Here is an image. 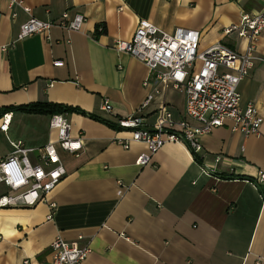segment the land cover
<instances>
[{
  "label": "crops",
  "instance_id": "crops-1",
  "mask_svg": "<svg viewBox=\"0 0 264 264\" xmlns=\"http://www.w3.org/2000/svg\"><path fill=\"white\" fill-rule=\"evenodd\" d=\"M22 1L40 21L69 11L85 22L80 32L53 26L47 35L18 40L29 15L0 0V126L2 116L11 115L7 130H0V160L12 143L37 150L55 140L52 114L19 109L31 104L71 108L63 114L82 148L78 156L58 149L66 175L46 200L0 208V264H50L57 236L70 243L83 237L91 250L84 264H264V180L256 181L264 171V30L253 67L238 86L240 107L253 104L262 118L259 136L233 132L225 121L201 136L199 153L168 143L142 167L135 161L146 152L143 144L124 150L115 143L129 137L118 119L136 115L154 125L163 108L177 122L185 98L112 48L117 40L130 41L138 22L147 20L167 33L199 32L200 49L221 42L243 52L246 42L224 37L223 29L242 14L261 13L264 0ZM105 99L111 112L101 109ZM51 203L56 208L48 219Z\"/></svg>",
  "mask_w": 264,
  "mask_h": 264
},
{
  "label": "built area",
  "instance_id": "built-area-1",
  "mask_svg": "<svg viewBox=\"0 0 264 264\" xmlns=\"http://www.w3.org/2000/svg\"><path fill=\"white\" fill-rule=\"evenodd\" d=\"M20 7L29 19L20 26L17 39L22 40L35 34H48L53 26L68 32H80L85 18L80 13L63 12L55 21H40L30 15V8L22 0H9V7ZM15 17V13H12ZM101 31L102 27H98ZM264 30V10L256 15L242 14L238 24L223 29L222 35L235 34L246 42L243 52H236L217 42L206 49H200V34L197 31L177 29L172 33L161 31L147 20H140L130 41L117 40L112 48L140 61L150 77L159 84H170L185 98L184 114L177 122L163 108L154 125L145 123L141 116L130 115L119 118L117 127L128 131L129 137L114 141L124 150L132 143H140L146 152L138 156L137 166H145L152 155L165 144H178L195 155L202 150L200 138L225 121L232 123L231 130L245 137L259 136L262 118L253 104L240 107L238 86L249 74L255 57L253 52L260 33ZM68 42V40H67ZM5 52L6 48H2ZM264 63L263 59H259ZM147 85V82H145ZM151 96L142 104L144 108ZM101 109L111 112L108 100H103ZM11 115L2 116L0 130L8 128ZM190 122L198 125L192 126ZM49 128L55 133V140L39 149L25 148L20 142L12 143L11 154L0 160V208H32L47 196L65 177L66 170L58 149L78 156L82 148L80 138L70 136L71 125L64 114L50 117ZM37 153L32 162L29 155ZM218 161V158L216 159ZM203 174L209 170L202 168ZM264 180V171L258 172L256 181ZM120 194V191L118 192ZM52 219L56 208L49 205ZM78 243H70L57 236L51 243L50 264H84L90 253L89 244L78 236ZM26 263V262H25Z\"/></svg>",
  "mask_w": 264,
  "mask_h": 264
},
{
  "label": "trees",
  "instance_id": "trees-1",
  "mask_svg": "<svg viewBox=\"0 0 264 264\" xmlns=\"http://www.w3.org/2000/svg\"><path fill=\"white\" fill-rule=\"evenodd\" d=\"M96 32H97V35L101 34L103 32V28L101 31H99L97 28ZM19 109L27 113L52 114V115L59 114V113L63 114V113L72 111V109L69 107H62V106L52 105V104H46V105L31 104L28 106H22ZM88 117L93 118V116H90V115H88Z\"/></svg>",
  "mask_w": 264,
  "mask_h": 264
}]
</instances>
